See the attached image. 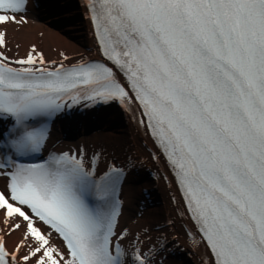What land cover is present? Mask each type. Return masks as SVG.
<instances>
[{"label":"snow or ice","instance_id":"obj_1","mask_svg":"<svg viewBox=\"0 0 264 264\" xmlns=\"http://www.w3.org/2000/svg\"><path fill=\"white\" fill-rule=\"evenodd\" d=\"M27 6L0 0V264H164L163 241L125 247L124 169L98 175L82 150L22 162L58 114L110 102L138 108L209 264H264V0H89L102 59L76 63L8 55Z\"/></svg>","mask_w":264,"mask_h":264},{"label":"bare ground","instance_id":"obj_2","mask_svg":"<svg viewBox=\"0 0 264 264\" xmlns=\"http://www.w3.org/2000/svg\"><path fill=\"white\" fill-rule=\"evenodd\" d=\"M77 10H81V7L78 6ZM27 12L28 23L26 25L17 26L15 24H9L7 26L9 48L11 49L8 55L15 56L18 53L19 56H24L32 43H36L49 59L60 60L59 53H66L71 59L65 63H76L82 58L88 59L95 53L94 44L85 27L80 28L78 26V29L74 26L67 27L71 29V33L70 30L68 31V29L59 26L55 20L43 16L32 7ZM40 33H43V36ZM16 44L20 45L18 49L15 47ZM85 130L89 131V134L92 135L89 129ZM87 133L81 129L78 135L70 136L74 140L70 144H66L62 141V138H57L56 140H60L58 144L71 149L72 152L80 153L82 150L84 159L88 163L90 162L88 149L91 153L100 152L99 159L105 156L112 158H117L118 155L124 156L125 151L127 154L130 153L133 155L134 158L139 157L138 159H142L143 161L137 163V166L143 170L150 169L153 171L156 176L154 181L162 189L161 208L151 210L130 206V197L133 199L138 198L134 194V188L132 189L129 185L127 186L126 191L131 190L127 193L125 191L127 210H131L135 216L134 218L126 216L125 212L122 214V219L128 221L127 228L133 234L124 242L125 247L132 252L133 246L136 244L135 234L139 233L140 239L143 240L142 247L145 253L148 252L149 247L152 245L159 247L161 241L166 244L164 252L167 251L171 243H178L179 246L181 245L183 248L188 249L190 235L186 230V225L189 223V219L187 216L183 217L180 215V212L185 210L184 201L170 176L168 168L159 157L157 159L159 164L155 162L154 158L158 152L148 130L140 131L135 123L127 121L122 136L107 132L106 130L101 131L100 129H96L93 134L99 133V135H104L102 139L100 137L85 139V134ZM0 183H3V181L0 180ZM138 203L140 204L139 201ZM169 221L172 223H169ZM144 229H147L146 233L143 231ZM18 237L19 233L9 238V246ZM165 237L166 240H163ZM190 252L194 256H200L202 250L200 247H191ZM207 254L209 255L208 251ZM192 262L194 264H200L195 259H192Z\"/></svg>","mask_w":264,"mask_h":264}]
</instances>
